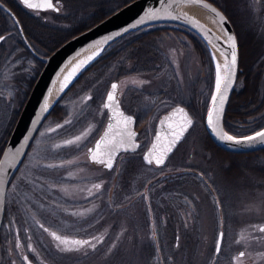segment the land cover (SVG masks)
<instances>
[{"label": "rangeland", "instance_id": "1", "mask_svg": "<svg viewBox=\"0 0 264 264\" xmlns=\"http://www.w3.org/2000/svg\"><path fill=\"white\" fill-rule=\"evenodd\" d=\"M86 2L83 8L62 3V11L74 14L71 20H62L50 11L36 14L48 25L67 28L76 19L94 13L96 4L115 7L121 0ZM227 5L241 32H253L260 39L258 61L264 63V0H229ZM3 19L0 34L7 27L12 33L0 44V146L9 137L25 102L28 80L37 65L12 21ZM162 45L168 62L161 72L121 75L112 68L90 83L89 79L96 77L87 76L69 86L60 99L63 117L45 121L33 139L34 145L7 191L11 209L5 237L10 231L9 239H15L14 230H18L20 238L30 234L43 239L47 235L41 230L43 224L70 234L85 227L89 238L95 239L91 242L95 248L61 252L53 263L41 247V253L33 247L30 250L34 264H264V177L245 172L227 178L224 168L228 165L203 144L205 131L200 120L195 119L165 165L146 164L141 158L163 112L177 103H191L194 90H205L207 84L199 55L191 44H181L165 35ZM114 79L122 81L121 105L142 118L141 128L137 127L142 134L141 148L119 156L123 159L120 183L116 182L117 164L107 172L86 158L88 146L99 137L109 116L104 98ZM260 87L264 101V65ZM134 90L141 93L142 99L132 94ZM258 115L264 117V103ZM82 135L76 143H65ZM130 160L135 165L128 163ZM253 162L264 165V155ZM129 168V172L124 171ZM243 168L246 166L242 164L238 167ZM74 178H89L88 196L82 190L76 200L66 196L63 188H57L73 184ZM46 198L53 201L48 203ZM220 233L222 242L217 252ZM5 245L7 264H26L21 256L28 249L26 245L19 246L15 241Z\"/></svg>", "mask_w": 264, "mask_h": 264}, {"label": "water", "instance_id": "2", "mask_svg": "<svg viewBox=\"0 0 264 264\" xmlns=\"http://www.w3.org/2000/svg\"><path fill=\"white\" fill-rule=\"evenodd\" d=\"M22 2V0H20ZM38 2V0H34ZM205 3L210 4L212 7L216 8L220 13L226 17L224 23H220L218 18L214 13L210 12L208 9L196 5V4H177L175 0H131L121 7L117 8L113 12H110L106 17L100 21L90 26L89 28L77 33L60 44L49 54H40L29 42L22 24L15 14V12L2 0H0V7L7 12L14 23L18 27L20 35L24 44L28 47L31 53L43 62V66L36 77L29 94L18 114V117L13 125L12 130H10L9 137L5 143L2 153L0 154V231L2 225L4 224V215L7 199V191L9 183L21 165L22 160L25 158L29 148L33 143V139L37 136L41 126L49 116L51 110L54 108L56 103L61 99L64 93L67 91L69 86L75 81L77 76L93 61L98 55L113 42L134 30L155 25V24H175L186 27L191 31L195 32L208 46L214 61L215 67V82L213 92L210 98V102L207 108L205 125L206 130L211 137V139L221 148L226 151H231L235 153H245L260 150L264 148V141L256 139L253 141H246L243 138L247 136H253L256 132L264 131V127L255 132L249 133L243 136H236L230 133L224 124V118L226 109L228 107L230 98L233 94L234 88L236 87L239 73V61H240V47L238 42L237 33L235 28L227 16V14L213 1L204 0ZM55 9H58L57 5L54 4ZM23 4V3H22ZM39 10H47L39 9ZM151 13V14H150ZM187 14V17L186 15ZM190 18H195L199 21L200 27H197L194 23L190 22ZM215 21V22H214ZM229 36L235 37V52L237 61L235 66H233V77L232 83L228 87L226 92V100L223 105V110L220 113V121L217 128H213L207 123V115L212 107V97L215 93V83H216V64L217 62L221 65V73L223 74V64L225 63V55L231 58L233 49L228 41ZM92 57V59H88ZM84 61L83 65L75 72L71 77L67 86L61 90V86L64 79L69 72V70ZM112 84H117L118 88L115 90V98L118 102L115 108L118 111H122L126 116H131L133 123L129 126V130L135 133L132 138V146L129 144H124L123 147H118L112 154V166L115 164L117 156L121 152H132L139 148V140L137 139L139 132L136 128V118L133 114L125 111L121 105L119 99V82L118 80H113L107 90L106 96L104 98V105L108 103L107 96L113 91ZM47 102V109H45V103ZM183 108L184 111L189 115L192 120V124L187 128L183 135L178 139V141L172 146L171 151L167 152L162 164H157L155 162V157L153 156V162L148 163V154L152 151L153 145L158 144L157 137H162L163 139L159 143H166L167 139L170 138L171 129L169 125L175 127L180 122V117H174L171 121L165 122L166 117H171L172 114L177 110ZM108 118L106 124L100 133L99 137L95 142L88 148V156L91 159L90 149H94L97 142L100 140L101 136L108 129L110 123L114 124L112 120V109H108ZM187 106L177 103L171 109L164 112L157 121L155 133L153 134L152 140L143 153V160L147 164H155L157 166H163L167 162L168 158L174 154L173 152L184 139L186 134L194 125V117L190 113ZM115 131V127H114ZM226 133L228 135L236 137L241 140V143H236L235 141H229L222 139L221 135ZM222 234L220 233L217 252L221 246Z\"/></svg>", "mask_w": 264, "mask_h": 264}, {"label": "trees", "instance_id": "3", "mask_svg": "<svg viewBox=\"0 0 264 264\" xmlns=\"http://www.w3.org/2000/svg\"><path fill=\"white\" fill-rule=\"evenodd\" d=\"M2 1L17 15L32 46L41 54L46 55L70 37L77 35V33L89 28L95 23L97 24L98 21L106 17L110 12L117 10V8L130 0H121V2L118 5L116 4L115 7L100 5L99 8L96 9L95 14H93L89 20L73 22L72 25L67 28L46 24L39 18L38 14L26 8L20 0ZM211 1L217 4L232 21L240 47L238 81L226 109L224 124L226 129L233 135H247L264 127V117L258 115L264 103L263 99L260 98V83L263 76L264 63L263 61H258L262 46H260V39L256 34L253 32L243 34V32H241L235 15L230 11L227 5L229 0ZM4 17L11 20L9 15L0 8V22H5L3 19ZM7 29L9 28L7 27ZM7 29H5V32ZM7 32H11V30ZM165 35L174 37L181 44L190 43L193 50L199 55L203 80H207L206 88L202 91H199L196 88L191 103L183 104L188 107L189 111H191L190 113L195 119L200 120L203 123V130L205 131L203 133L204 146L208 150L214 151V154H216L220 162L228 165L224 168V175L227 178H233L241 176L245 174V172H255L261 175V177H264V165H259V163L253 162L256 158L264 155V148L245 153L226 151L219 147L208 134L205 126V115L209 102V94L210 91H212L211 88H213L215 82L214 61L208 46L198 35L191 32L190 29L175 24L158 23L124 35L110 44L101 55H98V57L93 60L79 74V76H77L74 83L81 81L83 78L86 79L87 76L96 77L89 79L90 82L92 80L94 81L99 76H104L103 74H106L112 68L118 69V71L121 72V75L149 71L161 72L163 65L168 62L167 53L164 50L163 45L161 46ZM25 50L28 54L32 55L28 48L25 47ZM35 61H37V65L34 73L28 80V88L24 100H26L31 87L43 66V63L37 57H35ZM256 62H258V64H255ZM132 94L136 97L138 96L139 99H142L141 93L134 90ZM62 117L63 111L59 100L47 118L60 119ZM48 119H46V121ZM137 124L141 128L142 118L138 113ZM2 148L3 144L0 146V152L2 151ZM242 159L245 161L241 162ZM241 164L245 165L246 168L241 170L238 169ZM5 203L4 224L2 225L0 232V264H7V252L5 251L6 245L4 244V241L12 236V232H10L7 237H5L4 234L5 224L9 217L10 209L8 199Z\"/></svg>", "mask_w": 264, "mask_h": 264}, {"label": "snow or ice", "instance_id": "4", "mask_svg": "<svg viewBox=\"0 0 264 264\" xmlns=\"http://www.w3.org/2000/svg\"><path fill=\"white\" fill-rule=\"evenodd\" d=\"M164 2V0H161ZM177 4H196L200 5L210 12L214 13L218 18L220 23H224L226 21V17L223 16L216 8L212 7L210 4L204 2V0H175ZM22 3L28 8L33 10L39 9H54V5L52 0H38V2H34V0H22ZM58 11V9H55ZM151 14V13H150ZM187 17V14H185ZM190 22L194 23L197 27H200L199 21L195 20V18H190ZM215 22V21H214ZM4 39V37L0 36V40ZM228 41L230 43L231 48L233 49L231 58L225 55V63L223 64V74L221 73V65L219 62L216 64V83H215V95L212 97V107L207 115V123L212 126L214 129L218 127L220 121V113L223 110V105L226 100V92L228 87L232 83L233 77V66H235L237 57L235 52V37L229 36ZM88 59H92L89 57ZM84 61H81L77 64L71 72L65 77V82L61 86V90L67 86V83L71 79V77L75 74V72L83 65ZM113 91L110 92L107 96L108 103L104 105L105 108L112 109V120L114 124L110 123L108 125L107 131L101 136L100 140L95 145L94 149H90L91 159L94 162L104 164L107 168H112V154L116 151L118 147H123L124 144H129L132 146V138L135 133L129 130V126L133 123L131 116H126L122 111H118L115 108V105L118 103L115 98V90L118 88L117 84H112ZM47 102L45 103V109H47ZM179 116L180 122L172 127L169 125L171 129L170 138L167 139L166 143H159L163 138L157 137L158 144H154L152 151L148 154V163H152V157H155V162L157 164H162L164 162V158L167 152L171 151L172 146L178 141V139L183 135V133L187 130V128L192 124V120L189 115L184 111L183 108L177 109L171 117H166L165 122L171 121L174 117ZM59 127V125H58ZM115 127V131H114ZM222 139H226L229 141H235L236 143H241V140H238L236 137L228 135L226 133L220 134ZM86 135V134H83ZM82 136H77L75 140L65 141L66 144H73L80 141ZM246 141H253L256 139H260L264 141V131L256 132L253 136H247L243 138ZM59 147V145H57ZM95 187L99 188L100 185H95ZM43 227V225H41ZM264 232V228L261 229ZM51 235L59 241V245L72 246L64 250H73L74 248L78 250V248L83 247L84 245H89L92 248H95V244H91L88 240H78V239H69L67 237H62L57 235V233L52 232ZM244 253L241 252L240 256H243ZM27 259V257H25Z\"/></svg>", "mask_w": 264, "mask_h": 264}, {"label": "flooded vegetation", "instance_id": "5", "mask_svg": "<svg viewBox=\"0 0 264 264\" xmlns=\"http://www.w3.org/2000/svg\"><path fill=\"white\" fill-rule=\"evenodd\" d=\"M54 1V4L55 5H57V7H58V11L57 10H54V9H47V10H32V11H34V13H38V12H40V11H50V12H53V13H55L56 14V16H58V18H60V19H72V18H70V17H72L74 14L71 12H68V11H62V9H63V7H62V3H63V5L64 6H72V7H80V8H83V6H85V5H87V0H63V2L61 3V1L60 0H53ZM67 1V2H66ZM89 1V0H88ZM93 4V3H92ZM100 5H104V4H96V6H95V9H97V8H99V6ZM95 12H96V10H95ZM95 12L94 13H90V15L88 14V15H86L85 17H83V18H78V19H76V21L75 22H79V21H86V20H89V18H91L92 16H93V14H95ZM9 18H11L10 16H9ZM74 19V18H73ZM11 21H12V24H14V27L17 29V32H18V35H19V38H20V41H21V43H23V41H22V37H21V35H20V32H19V30H18V27L16 26V24L14 23V21H13V19L11 18ZM23 27V26H22ZM133 32V31H132ZM191 32H193V31H191ZM12 32H3V33H1L0 34V36H2V37H4V39L8 36V34L10 35ZM129 33H131V32H129ZM129 33H127V34H129ZM193 33H195V32H193ZM126 34V35H127ZM196 34V33H195ZM197 35V34H196ZM4 39H2V40H0V44H1V42L4 40ZM190 43H187V45H189ZM23 45H24V43H23ZM24 46H26V45H24ZM5 52H6V50H4ZM8 54V53H7ZM5 57V56H4ZM3 57V58H4ZM23 63L25 64L26 63V60H25V58L23 59ZM90 82V81H89ZM118 82H119V94H120V87H121V83H122V81L121 80H118ZM121 95V94H120ZM120 95H119V99H120V102H121V98H120ZM90 96V95H89ZM122 104V103H121ZM123 106V105H122ZM186 106V105H185ZM124 108V107H123ZM188 108V107H187ZM125 109V108H124ZM106 110H107V108H106ZM126 111V110H125ZM108 112V111H107ZM166 112V111H165ZM129 113V112H128ZM130 114H132V113H130ZM134 116H135V118H136V128L138 127V124H137V113H136V115L135 114H133ZM193 116V115H192ZM195 119V118H194ZM158 121V120H157ZM15 124V123H14ZM106 124V123H105ZM157 124V123H156ZM13 128V127H12ZM156 129V128H155ZM138 130V132H139V134L140 135H138V137H137V139L139 140V136H141L142 134H141V131L139 130V129H137ZM154 133H155V131H154ZM152 137H153V134H152V136H151V139H150V141H149V143L147 144V146L145 147L144 146V150L143 151H145L146 149H147V147L149 146V144H150V142H151V140H152ZM8 139V138H7ZM97 139V138H96ZM7 141V140H6ZM95 142V141H94ZM93 142V143H94ZM6 143V142H5ZM5 143L3 144V148H4V146H5ZM92 143V144H93ZM139 148L137 149V150H135V151H132V152H136V151H138L140 148H141V141L139 140ZM91 144V145H92ZM32 145H34L33 143H32ZM32 145H31V147H32ZM90 145V146H91ZM31 147L29 148V150L31 149ZM3 148H2V151H3ZM88 148H89V146H88ZM88 148H87V151H86V155H87V161L91 164V165H100V166H102V168H104L107 172H110L111 170H113L114 169V166L116 165V166H118V168H116V170H115V175H117L116 177H117V180H116V182L118 181V183H120V179H119V170H121V161L123 160L122 159V157L124 156V155H126L127 153H132V152H121L118 156H117V159H116V161H115V164L112 166V168H107L104 164H100V163H97V162H94V161H91L89 158V156H88ZM29 150H28V152H29ZM28 152H27V154H28ZM2 152H0V154H1ZM144 153V152H143ZM143 153L141 154V158H142V160H143ZM26 154V155H27ZM119 156H122V157H119ZM125 157V156H124ZM25 158H26V156H25ZM24 158V159H25ZM23 159V160H24ZM22 160V162L21 163H23L24 161ZM70 162H73V160H70ZM143 162L145 163V161L143 160ZM128 163H133L134 165H135V162H134V160H130ZM59 166H61L62 164L60 163V164H58ZM154 165V164H153ZM21 166V165H20ZM20 166H19V168H20ZM160 167V166H159ZM19 168L17 169V171L15 172V174L13 175V177H12V179H14L16 176H17V174H19L18 173V170H19ZM125 168H126V166H125ZM130 169L131 168H129V169H124V171L126 172H129L130 171ZM20 172V171H19ZM124 176V175H123ZM126 176V175H125ZM12 179H11V181H12ZM78 179H81V178H74V182H73V184L72 183H70V185H64V187L63 186H61V185H57V188L58 187H60V188H63L64 189V192H65V194H66V196H69L70 198H74V199H78L79 197H80V195H81V193H82V190L83 191H85V193L84 194H86L87 196L89 195V178H87V180H85L86 178H82L81 180V182H77V180ZM125 180H126V178H125ZM11 181H10V183H9V186H10V184H11ZM113 183V182H112ZM125 184V183H124ZM112 185V184H111ZM9 188V187H8ZM125 188V185H124V187L122 188V189H119V192H120V190H123ZM46 194V193H45ZM47 195V194H46ZM82 198V197H81ZM80 198V199H81ZM47 200V202L48 203H51L53 200H49L48 198H46ZM54 200H56V196L54 197ZM11 206V205H10ZM13 206H15L14 204H13ZM11 209V208H10ZM15 209V207L13 208V210ZM56 219V218H55ZM41 225H43V224H41ZM40 225V226H41ZM41 230L44 232V233H46V234H44V235H46V237L45 238H43V239H38V238H32L31 237V235L29 234L26 238H20L19 236H18V230H14V235H16V238L15 239H6L5 241H4V244L5 243H7V241H10V242H13V241H15L16 243H17V245H21L22 244V246H24L25 247V245H26V247L28 248L27 250H26V252H24L23 251V253H22V259H23V261H24V263H26V264H34V262H33V259H32V257H31V248H33V247H41V251H45V252H47L48 253V255H46V257L47 258H49V262H56L55 260H57V258L59 257V255H60V253L61 252H80V251H82L84 248L86 249V252H87V250L89 249V245H84L83 247H80V248H78V250H76L75 248L73 249V250H64V249H67V248H69V247H72V246H66V245H59V247H57V245L59 244V241H57L52 235H51V233L52 232H55V233H57V235H60V236H62V237H67V238H69V239H78V240H88V241H90V242H94V240L95 239H93V238H89V233H88V230H87V228H85V227H79V229H76L74 232H77V230H80L78 233H75V234H70V233H68V232H58V230H56L55 228H52V227H50V226H48V225H43V227H41ZM40 230V231H41ZM9 233H10V231H9ZM222 234V233H221ZM39 248H38V251H39ZM53 251V254H50L49 255V252L50 251ZM41 251H39L40 253H41ZM32 253L34 254V251H32ZM25 257H27V259H25ZM45 257V258H46ZM39 258V257H38Z\"/></svg>", "mask_w": 264, "mask_h": 264}, {"label": "bare ground", "instance_id": "6", "mask_svg": "<svg viewBox=\"0 0 264 264\" xmlns=\"http://www.w3.org/2000/svg\"><path fill=\"white\" fill-rule=\"evenodd\" d=\"M73 68H74V67H73ZM73 68H71V69L69 70V72H71ZM69 72H68V73H69ZM68 73H67V75H68ZM67 75H66V76H67ZM64 82H65V79H64ZM64 82H63V84H64Z\"/></svg>", "mask_w": 264, "mask_h": 264}]
</instances>
